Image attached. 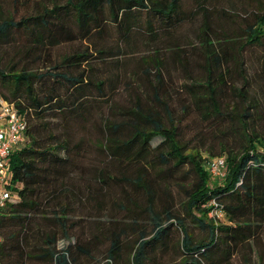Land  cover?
I'll return each mask as SVG.
<instances>
[{
  "label": "trees",
  "instance_id": "16d2710c",
  "mask_svg": "<svg viewBox=\"0 0 264 264\" xmlns=\"http://www.w3.org/2000/svg\"><path fill=\"white\" fill-rule=\"evenodd\" d=\"M238 2L236 9L233 0H51L18 20L0 10V97L26 123L22 146L10 153L14 196L0 209V264H81L82 257L157 264L173 231L181 233L179 264H204L220 250L221 235L237 246L258 234L264 137L246 136L239 152L190 149L178 140L172 105L178 97L182 113L192 104L215 126L233 117L218 98L229 89L252 103L235 115L243 124L249 109L257 112L259 101L248 94L257 89L264 100V59L247 74L241 53L263 43L264 1ZM235 19L241 25L231 28ZM67 44L75 47L54 59L52 50ZM235 69L240 87L229 84ZM220 156L222 178L206 168ZM183 166L192 180L178 185L180 215L157 180ZM212 201L221 218L209 215ZM187 221L207 237L194 241ZM60 240L66 246L58 248ZM124 250L132 254L126 262Z\"/></svg>",
  "mask_w": 264,
  "mask_h": 264
},
{
  "label": "rangeland",
  "instance_id": "374dc122",
  "mask_svg": "<svg viewBox=\"0 0 264 264\" xmlns=\"http://www.w3.org/2000/svg\"><path fill=\"white\" fill-rule=\"evenodd\" d=\"M50 1L51 0H0V10L3 17L18 20L23 16L34 14L36 3H44L49 5ZM233 1L237 5L236 9H238L237 7H239L240 3L238 2V0ZM244 6L246 8H249L250 10H254L256 4L248 1L247 3H244ZM235 21L236 23L230 21L231 28H238L241 25V20L235 19ZM186 28L187 27H185V29ZM262 42L263 43L260 45L255 44L245 47L241 53L243 68L246 70L247 74L253 75L261 70L264 59V39L262 40ZM73 47L75 46L67 44L53 49V58L57 60L61 55L70 53L73 50ZM196 47L199 48V46ZM8 59L9 56H6L3 65H5V63L7 64ZM235 71L237 73L232 72L229 84H236L237 87H240L242 85V80L238 76L239 72L236 69ZM224 91V94L219 95L218 97L220 105L222 106V113H227L228 107H232L233 110H231V113L233 114V117L231 119L228 117L227 119H224L222 124H216L215 126L214 122L216 121L212 118L202 120L200 112L197 111L192 104H190L186 112L182 113V111L180 110V99L178 97L174 98L172 105L174 106L175 112H177L178 114L177 117L180 120L178 126V140L180 143H182L183 145L185 144L186 147L190 149H202V151L211 148H213L214 150H219L220 146H225L226 149L239 152L241 148L246 144V136L256 135L257 137H264V100L262 97V93L257 89L249 92L250 94L248 95L255 96L257 102L259 101L260 106L257 108V112L253 110L255 106L249 109V113H251L252 111H254V113L252 112V117L246 118V123L243 124V120L236 117L235 115H242L247 106L252 105V103L234 97L230 93L229 89H225ZM117 101L122 103L123 99L117 98ZM187 171L188 167L183 166L178 171H171L170 173H167L165 179L160 178L157 180L158 184L162 188L170 189V194L173 199L172 203L174 206V211H176V213H179L180 215H182V212L180 210V202L184 201V197L178 185L187 187L190 184L192 175L188 174L185 176V172ZM182 176H185V178L180 180ZM127 189L132 188L127 187ZM136 202L142 205L143 199L141 197L137 198ZM160 206L161 205L159 202L156 203L157 209H160ZM114 212L116 219H122L123 212L116 211V209H114ZM142 221L144 222V224L142 225L145 227V229L147 231H150V224L144 219ZM187 224L189 233L194 241H200L207 237L206 231L199 229L189 221H187ZM220 237L224 240L223 243L218 242L220 243V250L213 256L212 260H203L204 264L264 263V226L260 228L258 234L254 238H252L249 243L240 242L236 246L233 244V242H231V244L229 245L227 244L228 240L225 241V235H221ZM180 240L181 233H176L173 231L170 240L171 249L164 255H158V258L156 257V263L179 264L182 259V255L180 253L178 254L179 251L175 249V246L177 243H180ZM64 246H66V242L64 240L58 241V248H62ZM102 249L103 248L101 247L100 250L102 251ZM224 251L229 252V255L227 257L224 256L226 255ZM131 255L132 254H130V251L124 250L122 260L126 262L128 258H131ZM80 261L81 264H90L89 260H87L86 257H82Z\"/></svg>",
  "mask_w": 264,
  "mask_h": 264
},
{
  "label": "built area",
  "instance_id": "2783aa9c",
  "mask_svg": "<svg viewBox=\"0 0 264 264\" xmlns=\"http://www.w3.org/2000/svg\"><path fill=\"white\" fill-rule=\"evenodd\" d=\"M26 123L23 121L12 104L0 97V209L6 201L14 196V192L8 189L10 177V153L15 147H21L24 142ZM212 176L224 177L226 174V162L223 156L211 159L206 166ZM215 207L210 216L222 217V212L217 208V203H210Z\"/></svg>",
  "mask_w": 264,
  "mask_h": 264
}]
</instances>
